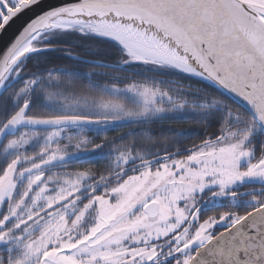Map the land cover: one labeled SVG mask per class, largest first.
<instances>
[{
	"label": "snow or ice",
	"instance_id": "1",
	"mask_svg": "<svg viewBox=\"0 0 264 264\" xmlns=\"http://www.w3.org/2000/svg\"><path fill=\"white\" fill-rule=\"evenodd\" d=\"M27 12L0 48V264H264V0H0V32Z\"/></svg>",
	"mask_w": 264,
	"mask_h": 264
},
{
	"label": "trees",
	"instance_id": "2",
	"mask_svg": "<svg viewBox=\"0 0 264 264\" xmlns=\"http://www.w3.org/2000/svg\"><path fill=\"white\" fill-rule=\"evenodd\" d=\"M71 42V41H69ZM74 54L80 55L84 59H100V60H106L107 62L111 63L113 62L112 60H107L108 55L111 53V50L107 48L106 45H98L94 46L91 54L88 53V51L83 47V46H78L73 49ZM53 59L54 63L58 66H64L69 63L67 59L64 58L62 52H56L53 53L50 57ZM87 70V69H85ZM107 71V70H104ZM140 70L136 69L134 67L128 68L124 73H120L121 75H128V76H133V74L138 73ZM111 74H116V73H111ZM150 75V74H149ZM135 78H141L140 76H136ZM171 127L172 129H179V128H186L188 129V135L187 139H183L181 142L184 144H190L193 141L198 142L199 141V134L202 132V129L196 125V124H189V123H172L171 126L168 123H156L152 126V132L157 135V136H162L165 134H170L167 132V130ZM127 129H122L120 131H110L107 133L108 138L112 139L115 137H118L119 135L122 134V132H126ZM90 135V134H89ZM94 134H91L90 136H93ZM98 142H100L98 140ZM107 151V149H106ZM103 161L101 162V166L103 165Z\"/></svg>",
	"mask_w": 264,
	"mask_h": 264
},
{
	"label": "water",
	"instance_id": "3",
	"mask_svg": "<svg viewBox=\"0 0 264 264\" xmlns=\"http://www.w3.org/2000/svg\"><path fill=\"white\" fill-rule=\"evenodd\" d=\"M59 0H42V6L47 7L49 4L58 3ZM39 12V9L36 10ZM34 15L33 12H27L20 18L14 20L9 27L3 32H0V48H4L8 45L18 33V31L25 25V23Z\"/></svg>",
	"mask_w": 264,
	"mask_h": 264
},
{
	"label": "flooded vegetation",
	"instance_id": "4",
	"mask_svg": "<svg viewBox=\"0 0 264 264\" xmlns=\"http://www.w3.org/2000/svg\"><path fill=\"white\" fill-rule=\"evenodd\" d=\"M91 134H93V133H90V135H91ZM97 142H98V140H97ZM85 166H87V165H85ZM208 214H209V215H213V214H216V213H215V212H209Z\"/></svg>",
	"mask_w": 264,
	"mask_h": 264
}]
</instances>
